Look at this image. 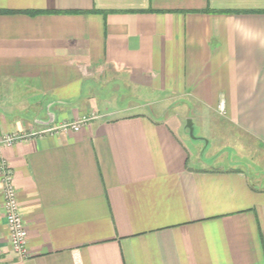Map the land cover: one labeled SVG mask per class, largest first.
<instances>
[{"label":"crops","instance_id":"1","mask_svg":"<svg viewBox=\"0 0 264 264\" xmlns=\"http://www.w3.org/2000/svg\"><path fill=\"white\" fill-rule=\"evenodd\" d=\"M154 103L264 157V0H0V135L45 130L0 148V264H264V176Z\"/></svg>","mask_w":264,"mask_h":264},{"label":"built area","instance_id":"2","mask_svg":"<svg viewBox=\"0 0 264 264\" xmlns=\"http://www.w3.org/2000/svg\"><path fill=\"white\" fill-rule=\"evenodd\" d=\"M222 110V107H220ZM87 116H82L74 121L65 122L55 128H49L48 132H57L59 130L78 131L88 121ZM45 130L30 132V133H10L0 135V148L4 146H12L18 140H25L33 136H41ZM0 174L3 194L2 210L5 216V225L8 232V241L10 251L16 258L24 259L29 257L30 250L27 240L28 234L24 224V220L19 212V203L16 198V189L13 184V173L9 164L5 159L0 160ZM3 254V249L0 246V257Z\"/></svg>","mask_w":264,"mask_h":264},{"label":"rangeland","instance_id":"3","mask_svg":"<svg viewBox=\"0 0 264 264\" xmlns=\"http://www.w3.org/2000/svg\"><path fill=\"white\" fill-rule=\"evenodd\" d=\"M147 108H148V112L151 111V115H154L156 117L162 116V113L164 111H167V113L169 111H170V113H174V112L175 113H178V112L184 113V112L188 111L189 114L183 120L184 126L186 125V120L191 119L190 116L192 117V114L195 112V110H194L195 108H193V109L190 107H181V109L176 108V107H169L168 108V107H164L163 103L150 104L147 106ZM192 123H193V120H192ZM193 126L195 127V128H193V136L194 137L201 136V135H203L202 133H204V135H205V133H207V130L202 131L200 129V124L196 123ZM184 136H186V135H184ZM188 136H189L188 138L185 137L187 141L190 140V142H199L200 143L201 149L204 150V155L207 156L208 154L215 153V156H220L219 157L220 159L218 160V162L222 161V165L225 164V162H227L228 159L233 158V156L235 155V156H238L241 158V161L247 166V169L250 170V172H252V170H251V168H252V169H255V171L257 170V172L259 174L264 176V157H262V155L259 153L256 155L257 156L256 160H253L251 158V157H253L252 153L250 154L248 152V148L246 146V144H248V142H250V141L247 140L245 136L238 133L237 131L232 129L229 136L222 134L217 138V140H214L213 138L208 137V136H205V138H203L202 140H200V139L192 140V139H190L189 133H188ZM207 141H208V143H207ZM227 164H228V162H227ZM252 174H253V172H252Z\"/></svg>","mask_w":264,"mask_h":264},{"label":"water","instance_id":"4","mask_svg":"<svg viewBox=\"0 0 264 264\" xmlns=\"http://www.w3.org/2000/svg\"><path fill=\"white\" fill-rule=\"evenodd\" d=\"M186 127L188 128L189 134L192 136L193 125H192V120L191 119H187L186 120Z\"/></svg>","mask_w":264,"mask_h":264}]
</instances>
